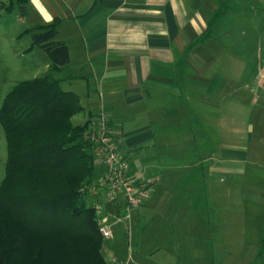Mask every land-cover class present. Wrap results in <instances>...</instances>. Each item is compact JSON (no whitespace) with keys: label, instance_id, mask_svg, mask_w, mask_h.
I'll return each mask as SVG.
<instances>
[{"label":"crops","instance_id":"0c3cea01","mask_svg":"<svg viewBox=\"0 0 264 264\" xmlns=\"http://www.w3.org/2000/svg\"><path fill=\"white\" fill-rule=\"evenodd\" d=\"M22 6L23 19L33 23L28 29L60 21L56 39L68 45L70 62L52 71L46 61V70L79 96L84 122L107 110L131 167L154 179L136 207L137 222L176 199L212 210L213 177L234 170L253 173L256 182L246 189L264 202V64L244 60L245 42L260 39L264 13L255 9L264 10V0H23ZM263 251L264 232L258 255Z\"/></svg>","mask_w":264,"mask_h":264},{"label":"trees","instance_id":"16d2710c","mask_svg":"<svg viewBox=\"0 0 264 264\" xmlns=\"http://www.w3.org/2000/svg\"><path fill=\"white\" fill-rule=\"evenodd\" d=\"M22 1L3 6L10 10L17 3L24 14ZM59 22L26 30L32 47L47 53L52 71L71 58L68 45L56 39ZM82 110L79 96L63 90L53 74L20 81L5 97L0 121L8 154L0 184V264H108L98 214L83 190L101 168L84 138L89 121L72 122Z\"/></svg>","mask_w":264,"mask_h":264},{"label":"rangeland","instance_id":"374dc122","mask_svg":"<svg viewBox=\"0 0 264 264\" xmlns=\"http://www.w3.org/2000/svg\"><path fill=\"white\" fill-rule=\"evenodd\" d=\"M8 2L0 0V108L17 83L49 74L45 64L50 61L43 48L32 47V34L26 30L33 23L23 19L22 7L15 3L7 10L3 3ZM234 4L229 1L227 6ZM255 11L264 13L259 7ZM259 27L260 39L245 42L248 51L244 60L249 64H264V26ZM246 114L250 115L248 111ZM85 115L76 114L72 122L83 123ZM7 154L0 121V184L5 176ZM96 162L99 165L97 157ZM234 171L213 177L212 210L176 199L159 204V215L149 213L137 222L136 207L131 208L130 217L121 218L125 213L124 207L119 206L122 202H110L103 195L105 210L100 216L109 217L114 231L102 243L108 264H264V251L258 255L264 232V202L247 191L256 182L253 173L240 176ZM87 200L89 205L93 204L91 196Z\"/></svg>","mask_w":264,"mask_h":264},{"label":"built area","instance_id":"2783aa9c","mask_svg":"<svg viewBox=\"0 0 264 264\" xmlns=\"http://www.w3.org/2000/svg\"><path fill=\"white\" fill-rule=\"evenodd\" d=\"M110 129L109 114L106 109H101L84 136L98 159L101 173L94 182L85 184L83 190L93 200L99 217V229L104 238H111L114 231L109 225V217L100 216L105 210L102 196L105 195L110 202L121 201L125 213L119 217L127 219L131 208L142 205L149 197L154 183V179L145 175L142 168L131 167Z\"/></svg>","mask_w":264,"mask_h":264}]
</instances>
